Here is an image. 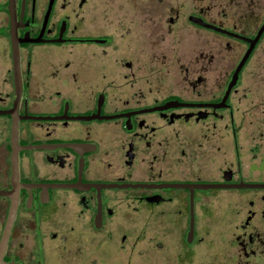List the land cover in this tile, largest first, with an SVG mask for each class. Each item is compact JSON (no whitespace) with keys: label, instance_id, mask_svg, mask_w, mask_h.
Listing matches in <instances>:
<instances>
[{"label":"flooded vegetation","instance_id":"obj_1","mask_svg":"<svg viewBox=\"0 0 264 264\" xmlns=\"http://www.w3.org/2000/svg\"><path fill=\"white\" fill-rule=\"evenodd\" d=\"M236 1L186 15L213 41L163 49L87 25V0H0L1 264H131L138 243L197 264L210 242L207 264H264V0Z\"/></svg>","mask_w":264,"mask_h":264},{"label":"rangeland","instance_id":"obj_2","mask_svg":"<svg viewBox=\"0 0 264 264\" xmlns=\"http://www.w3.org/2000/svg\"><path fill=\"white\" fill-rule=\"evenodd\" d=\"M239 4L241 2L238 3L236 0H203L199 3L198 0H87L81 14L85 15L87 25L99 26L98 28L104 34H112L116 42L120 41L119 37H123V35L127 37L126 34L129 32L130 46H138L141 37L144 36L145 47L182 48L188 46L190 37L194 45L204 39L209 42L213 41L212 36L206 37L202 29L186 24V15L190 14L191 10H196L199 6L203 11H206L208 6L207 16L204 14V18L206 20H208V17L218 20L220 14L224 12L229 15L237 14L241 8L238 6ZM170 8L178 10V19L172 26L166 24L167 16H172L169 11ZM223 9L224 12L221 11ZM212 23L217 25L218 21ZM154 37H156V43L152 42ZM32 135L30 132L28 136L23 134L22 137L29 138ZM217 243L210 242L206 247L211 256H222L227 250V247L224 248ZM142 248V244L139 245L138 243L134 250L129 252L131 264H140L142 259L139 258V255ZM160 249L151 248L155 253H150L169 255L167 250L162 251L163 249ZM207 253H203L204 255L197 259V264H204L205 262L207 264V261L212 260ZM117 254L122 255L121 251H116L115 255ZM196 254H198L197 251L194 255L196 256Z\"/></svg>","mask_w":264,"mask_h":264},{"label":"water","instance_id":"obj_3","mask_svg":"<svg viewBox=\"0 0 264 264\" xmlns=\"http://www.w3.org/2000/svg\"><path fill=\"white\" fill-rule=\"evenodd\" d=\"M193 22H196L206 28H210V29H213V30H219V28L213 26V25H210V24H207V23H203L201 22L200 20L198 19H191ZM14 47H16V45H14ZM16 123L13 125V134H12V139H13V143L16 144ZM16 148L14 147L13 149V160H14V165H13V168L15 169V164H16V155H17V150H15ZM13 213H14V209L13 207H11L10 209V214H9V218H8V221H7V224H6V227L4 229V232H3V235H2V238H1V241H0V264L2 263V255H3V252H4V249H5V245H6V242H7V239H8V235H9V231H10V225H11V221H12V217H13Z\"/></svg>","mask_w":264,"mask_h":264}]
</instances>
